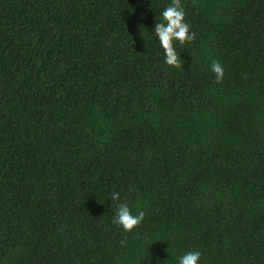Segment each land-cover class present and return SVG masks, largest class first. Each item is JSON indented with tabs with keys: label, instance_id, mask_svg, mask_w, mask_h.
<instances>
[{
	"label": "trees",
	"instance_id": "1",
	"mask_svg": "<svg viewBox=\"0 0 264 264\" xmlns=\"http://www.w3.org/2000/svg\"><path fill=\"white\" fill-rule=\"evenodd\" d=\"M171 3L0 0V264H264V0Z\"/></svg>",
	"mask_w": 264,
	"mask_h": 264
},
{
	"label": "clouds",
	"instance_id": "2",
	"mask_svg": "<svg viewBox=\"0 0 264 264\" xmlns=\"http://www.w3.org/2000/svg\"><path fill=\"white\" fill-rule=\"evenodd\" d=\"M185 10L181 0H172V3L162 12L163 22L155 24L154 33L159 39V43L165 54V63L175 68H181L184 61L180 58L174 42L184 45L186 42L191 43L195 40L196 33L190 31V25L185 22ZM211 70L215 74L216 82L223 80L225 69L220 61H213ZM120 194L113 192L111 199L118 201ZM145 212L139 211L133 215L127 203H121L118 206L116 218L113 223L120 225L125 232H131L138 227L144 220ZM124 244V241H121ZM201 252L199 250L190 251L178 260V264H199Z\"/></svg>",
	"mask_w": 264,
	"mask_h": 264
}]
</instances>
